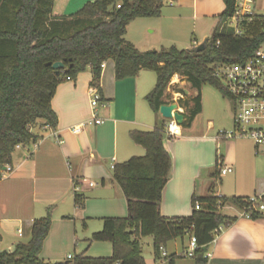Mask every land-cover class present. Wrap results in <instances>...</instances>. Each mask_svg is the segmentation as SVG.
Returning <instances> with one entry per match:
<instances>
[{"label": "trees", "instance_id": "trees-1", "mask_svg": "<svg viewBox=\"0 0 264 264\" xmlns=\"http://www.w3.org/2000/svg\"><path fill=\"white\" fill-rule=\"evenodd\" d=\"M164 1L95 0L74 15L55 17L54 0H0V181L3 170L12 165L17 147L37 141L35 128H57L52 100L58 87L68 77L76 80L89 69L91 85L99 89L102 64L110 60L115 63L117 80L137 77L143 70L156 74V86L146 97L156 114L161 106L168 105L163 98L174 76L186 79L198 94L192 99L189 113H184V127L191 126L202 112L204 85L213 86L232 102L221 80L214 76V67L244 63L264 45V16L257 15L244 23L242 34L236 35L223 25L233 14L235 0H223L225 10L218 17L212 38L205 41L204 51L173 46L141 52L126 40L127 28L137 19L161 17ZM57 62L65 65L59 74L52 68ZM168 124L164 121L150 132H132V141L146 154L116 165L113 170V179L127 199L128 217L104 219L102 231L90 239L112 243V257L77 255L54 264H147L142 238L152 237L154 253L159 257L160 247L166 248L186 236L197 239L196 264L207 263L204 257L216 235L236 221L223 215L221 209L228 202L242 209L247 206V198L212 193L194 198V211L189 217L162 216V194L173 166L164 141L175 138L168 136ZM218 166L213 177L219 175ZM76 203L83 207L84 200L76 195ZM196 203L201 204L200 210L195 209ZM262 217L254 214L253 219ZM51 224L50 214L35 220L31 241L18 244L13 252L0 250V264H53L40 258ZM177 259L170 255L169 264H176Z\"/></svg>", "mask_w": 264, "mask_h": 264}, {"label": "crops", "instance_id": "crops-1", "mask_svg": "<svg viewBox=\"0 0 264 264\" xmlns=\"http://www.w3.org/2000/svg\"><path fill=\"white\" fill-rule=\"evenodd\" d=\"M94 1L54 0L53 16L74 15ZM212 1L177 0L175 5L181 14L177 20L191 12L198 18L202 5ZM130 42L141 52L160 50L154 43L147 49H140V41ZM194 44L195 47L201 45L200 42ZM146 72L143 70L137 77L117 80L114 61L106 62L99 87L101 103L105 105H99L95 111L89 94L93 79L91 70L58 87L52 100V109L58 117L57 128H35L33 134L37 141L16 150L13 173L0 181L1 251L13 252L18 244H28L35 220L50 214L52 224L40 254L42 260L54 264L77 255L112 257V243L90 241L95 233L102 231L104 219L128 217L127 199L113 179L112 165L146 154L144 148L132 141V132H150L164 121L169 122L160 112L154 113L146 100L156 86ZM179 110L184 114L181 108ZM93 113L102 124L94 123ZM78 126H82L81 132L73 133L72 129ZM197 133L193 125L181 126L180 136L174 141H164L173 166L162 194V216L189 217L194 211V198L208 197L212 193L225 198L264 195V159L258 156L254 144V148H248L237 141L228 142L219 157L220 149H216L215 144L224 138L209 139ZM217 164L218 174L222 167L233 170L230 193L222 189L216 191L218 176L213 177V174ZM228 175L221 177L219 174L221 182ZM227 194H231L230 197ZM76 195L84 200L83 207L77 205ZM221 213L236 221L221 229L208 247L209 264H264V215L259 219L244 218L241 209L230 202ZM188 247L182 240L181 248L176 244L171 255L182 258ZM155 259L154 253V264Z\"/></svg>", "mask_w": 264, "mask_h": 264}, {"label": "rangeland", "instance_id": "rangeland-1", "mask_svg": "<svg viewBox=\"0 0 264 264\" xmlns=\"http://www.w3.org/2000/svg\"><path fill=\"white\" fill-rule=\"evenodd\" d=\"M202 6L203 8L199 9L198 18H194L191 12L188 16L185 15V18L182 20H177L179 15H181L177 11L178 6L175 5L171 7L170 4L164 1L161 17L137 19L131 23L125 38L128 42L134 41L138 43V41H140V44H138L140 49H147L146 47H150L151 43L156 44V47H159L160 50L168 49L173 46L182 50L193 49L195 48L194 42H200L202 44L207 39L212 38L215 27L219 21L218 16L224 11L222 0H214L211 3L206 2V4ZM256 13L264 16V0H256ZM175 21L179 22L175 24ZM223 25L226 28H233L229 25V22H225ZM132 44L134 45V43ZM145 74H149L156 82V74L154 72L147 71ZM174 81L175 82H172L165 91L163 99L169 103L178 104L183 112L188 114L193 107L192 99L196 97L198 92L196 89H193L190 83L184 78L180 77ZM201 99L202 112L191 124L193 125V130L198 132V135L202 136L205 134L211 139L217 136L220 137L221 132H231L235 130V105L224 98L219 90L213 86L204 85L201 88ZM222 140L215 144V148L220 149V152H218L219 157L225 152V145L228 142L237 141L243 143L244 146L248 148H254V143L250 139L236 137L233 139L224 138ZM171 141H174V139H171ZM144 155L145 153L142 156ZM258 156L264 159V154H258ZM222 163L221 161L220 165H223ZM232 176L233 174L228 175L223 178L221 182L220 176L218 175L217 180H215L217 184L216 191L222 189L226 193H230ZM227 195L230 197L231 194ZM189 241L190 236H186L183 239V243L186 246H189ZM141 244L143 257L146 263L154 264L152 237L142 238ZM176 244H180L181 248L182 240L178 239V241H172L167 245L166 251L169 255L174 254ZM176 263L194 264V260L189 258H178Z\"/></svg>", "mask_w": 264, "mask_h": 264}, {"label": "built area", "instance_id": "built-area-1", "mask_svg": "<svg viewBox=\"0 0 264 264\" xmlns=\"http://www.w3.org/2000/svg\"><path fill=\"white\" fill-rule=\"evenodd\" d=\"M173 7L177 0H165ZM258 14L256 13V0H235L233 14L227 19L236 35H241V26L252 21ZM199 47V46H196ZM195 47V48H196ZM105 63L102 64V69ZM214 76L221 80L226 91L235 105V130L231 132H221V138L233 139L236 137L250 139L253 141L257 154H264V45H262L255 54L244 63L240 64H219L214 67ZM180 78L178 75L174 79ZM67 81H73L70 77ZM170 83V84H171ZM91 107L93 111L101 105L100 91L97 87H91L89 90ZM105 105L104 103L102 104ZM95 124H102V120L93 113ZM82 126L74 127L72 132L78 134ZM167 134L171 137L181 135V126L175 119L169 120ZM60 141V140H59ZM22 146H18L20 149ZM115 165H112V169ZM12 165L7 166L1 179L7 178L13 173ZM230 167H222L219 171L220 176H226L232 173ZM93 185V184H91ZM222 197V196H218ZM247 206L242 208V217L252 220L254 214L264 215V195H255L247 198ZM196 210L201 209V204L196 203ZM217 233V232H216ZM21 236V231H19ZM198 249L197 239L190 238L189 247L181 255L182 258L195 259V253ZM160 255L156 257L155 264H169L170 255L165 247H160ZM209 264L211 254H205L204 257Z\"/></svg>", "mask_w": 264, "mask_h": 264}, {"label": "water", "instance_id": "water-1", "mask_svg": "<svg viewBox=\"0 0 264 264\" xmlns=\"http://www.w3.org/2000/svg\"><path fill=\"white\" fill-rule=\"evenodd\" d=\"M206 48L205 42L202 43L198 48V52L204 51ZM48 66H51V64H48ZM52 68L56 71L57 74H59L62 70H64L65 65L63 62H57L52 65ZM179 106L176 103H173L171 105H163L160 108V114L162 117L166 120H172L175 119V121L180 125L183 126L185 123V116L184 114L179 110Z\"/></svg>", "mask_w": 264, "mask_h": 264}, {"label": "bare ground", "instance_id": "bare-ground-1", "mask_svg": "<svg viewBox=\"0 0 264 264\" xmlns=\"http://www.w3.org/2000/svg\"><path fill=\"white\" fill-rule=\"evenodd\" d=\"M175 82V81H174Z\"/></svg>", "mask_w": 264, "mask_h": 264}]
</instances>
